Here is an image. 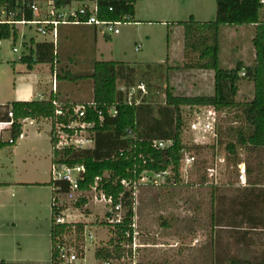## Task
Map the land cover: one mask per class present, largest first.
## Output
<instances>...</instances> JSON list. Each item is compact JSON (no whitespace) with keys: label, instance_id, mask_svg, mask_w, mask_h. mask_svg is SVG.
<instances>
[{"label":"rangeland","instance_id":"1","mask_svg":"<svg viewBox=\"0 0 264 264\" xmlns=\"http://www.w3.org/2000/svg\"><path fill=\"white\" fill-rule=\"evenodd\" d=\"M152 1L137 0V10L146 13L153 5ZM260 12L263 16L264 6ZM142 18L147 21L145 18L148 17ZM189 19L188 17L186 20ZM145 21L138 24H122L121 33L111 35L110 40L103 35L100 28L96 29L94 26L65 27L61 43L63 46L60 48L62 52L64 51V56L60 55L63 60L60 61L58 70L62 68L64 73L65 68L70 67L74 73L85 71L96 60L114 59L125 62L134 67L137 73L131 85L120 80L118 88L126 90L130 86L131 89L144 84L146 93L136 92L132 100L142 101L143 97L147 98L156 109L165 104L167 87L171 88L175 95L214 94L215 78L211 76L214 72L209 73L190 67L197 61L198 54L185 49L184 27L171 32L160 22ZM19 29L16 41L11 37L0 42L3 56L0 60V102L16 100L17 96L14 92L13 66L8 58L21 57L25 49V40L45 39L34 25H21ZM248 32L247 29L234 30L227 27L221 30V68H227L241 55H245V60H249L248 64L252 65L249 54L252 44ZM14 48H18L19 51L14 52ZM67 50H74L77 53L73 56V61L68 62L70 59ZM17 62L20 68L26 66L19 60ZM38 66L43 67L47 75H51L50 63H39ZM39 67L35 69L38 74ZM71 85L74 87L77 84ZM252 86L253 82L242 76L235 100L251 99ZM129 90H126L127 93ZM223 91L228 94V84L224 86ZM182 112L185 119L182 140L189 147H194L192 152L187 154H193L195 160L182 162L179 182H174V174L168 170L157 178L153 177L155 174L148 173L152 181L135 187L136 245L132 250L133 256L115 264H138L146 261L195 263L205 260L211 249L224 256L226 260L234 257L263 261L264 205H257L251 212L255 221L252 223L246 215L243 216V207L240 204V197L245 193L242 190L245 184L241 178L240 165L248 162L250 155L241 149L236 160L228 153L225 144L229 139L227 131L231 127L239 126L240 121H236L234 111H217L213 107H183ZM210 112L218 132L216 138L209 133L197 132L198 130L194 131L191 128L197 119L203 124L208 122ZM41 125L44 126V131L49 129L48 123L36 120L28 121L25 126L30 131ZM221 130L225 135L223 139L220 138ZM3 137L6 139L12 137L9 129L3 130ZM17 144L20 148L12 159L9 152L13 147L0 150V181L49 180L51 178L49 135L42 134L37 138H29L27 142L18 140ZM197 146L201 147L199 151L195 149ZM167 179H171V184H166ZM17 189L13 193L0 192V244L6 247L5 256H11L12 248L18 249L20 242L24 255L36 251L41 260H50L52 223L51 210L47 204L49 190L43 187ZM87 196L89 202L83 208H78L76 202L69 200L64 194L58 196V202L68 208L66 211L68 221L75 224L85 223L92 227L99 239L98 245H104L113 234L111 226L104 223L110 205L106 207L105 202H101L100 198L96 199L99 197L98 192L92 191L87 193ZM7 200H11V203ZM217 209H222L223 221L219 227L213 229L211 215ZM123 211L125 213V209ZM191 221L192 224H189ZM164 222L169 226H163ZM75 228L72 227L73 230ZM69 238L73 240L75 233ZM213 238L217 242H214ZM94 252L95 245L89 242L87 263L103 264V261H97Z\"/></svg>","mask_w":264,"mask_h":264},{"label":"trees","instance_id":"2","mask_svg":"<svg viewBox=\"0 0 264 264\" xmlns=\"http://www.w3.org/2000/svg\"><path fill=\"white\" fill-rule=\"evenodd\" d=\"M34 0H0V18L5 11L7 16L15 14L17 20H32L33 11L31 4ZM216 17L211 21H196L193 18L180 21L184 27L185 49L195 51L198 54L197 61L190 65L192 68L201 70H212L215 72V91L212 95L183 96L175 95L171 88H166L165 104L156 107L143 97V100H129L128 91L118 88V82L124 80L131 85L137 73L134 67L127 63L116 60H98L93 65L92 72L88 74H75L70 70L64 74L58 72L70 81L79 79H90L93 82V103L89 108L86 120L94 122V146L90 149H78L66 147L62 150H52L53 161L66 163L71 166H84L83 178L78 181L79 189L90 191L100 178L97 190L102 191L107 197H112L116 205L122 202L126 214L122 224L113 229L115 237L109 241L113 248L101 247L96 250V257L101 260L122 259L125 250L116 245V241L126 239L125 232L133 231L135 218V195L134 183L138 182L142 173L150 171L154 173L167 172L171 170L174 174V182L180 181L181 165L186 152H191L182 140L185 126L183 107H213L217 111H234L239 126L231 127L226 135V150L237 160L239 150H245L250 155L256 154V158L262 164L264 153V18L260 11L263 8L261 0H216ZM64 1H58L60 6ZM137 0H99L98 18L109 21H125L135 23ZM224 25L246 26L256 25V33L253 45L256 50V58L253 67H247L246 75L254 83L255 95L250 101H237L235 96L239 90V81L242 79L241 72L244 64L239 62L234 69L220 67V31ZM20 25L0 23V40L18 38ZM108 40L111 35H104ZM34 47L29 54L21 57L23 63L29 68L39 63H50L54 65L58 54L53 42L45 39L37 42L31 38ZM229 85L228 94L224 93V86ZM51 97L49 100L13 101L5 106L6 113L1 121H9L8 110L14 113V124L11 127V136L18 140L22 134V121L31 119H44L53 117L55 106ZM67 107L77 105L74 102H66ZM116 110V114L111 113ZM157 111V115H155ZM101 117L103 119L101 120ZM67 120V119H62ZM220 138H225L220 132ZM156 140H172V145L166 149L154 146ZM52 146L53 140L51 139ZM223 143V142H222ZM10 145L9 141L0 138V149ZM214 147V146H212ZM197 151L201 147H195ZM237 163V162H236ZM250 171V165L247 164ZM122 180L131 182L130 189L123 186ZM171 179H167L166 184ZM39 185L52 186L55 193H67L70 184L66 181L50 180L48 183ZM2 186V184H0ZM58 188V189H56ZM88 199L80 197L76 206L83 208ZM257 205L254 200L246 202L242 207L243 216L254 223L252 211ZM66 207H57L52 203L51 214V243L52 260L49 264H55L57 259L55 244L58 236L72 231L76 228L78 242L82 238L84 224L63 223L55 224V219ZM88 212V211H86ZM222 209L213 211L211 223L213 229L219 227L223 221ZM238 212V211H237ZM107 224V222H104ZM192 224V221L189 224ZM163 226H169L167 222ZM214 242H217L213 238ZM212 241V242H213ZM0 264H10L5 261ZM138 264H264L263 261L242 260L230 258L218 254L213 249L208 252L205 260L195 263L186 262H140Z\"/></svg>","mask_w":264,"mask_h":264},{"label":"built area","instance_id":"3","mask_svg":"<svg viewBox=\"0 0 264 264\" xmlns=\"http://www.w3.org/2000/svg\"><path fill=\"white\" fill-rule=\"evenodd\" d=\"M58 1H64L60 6H58ZM98 2L99 0H40L31 4V9L33 11L32 20H17L11 14L7 16L5 11L2 12L0 18V23H8L15 25H30L36 26V30L41 34L45 39L50 42H53L55 48L58 46L59 38V28L61 25H92L100 28L104 35H117L120 34V26L122 24H130V22L125 21H109L102 20L98 18ZM261 3L264 5V0H261ZM74 4H77L75 7ZM1 41V40H0ZM138 49V48H137ZM14 52H18V48L13 49ZM24 54L21 55V57ZM1 52V43H0V60L2 59ZM20 57V59H21ZM241 76L246 75V71L243 69L240 73ZM136 92L146 93V88L144 84H139L136 87H133L129 90V100L132 99L133 95ZM41 100H44L41 98ZM53 105L55 106V114L53 117L44 118L43 120L50 124V136L53 140V149L62 150L66 147H74L78 149H90L94 146V132L91 129L94 128L95 123L89 122L86 120L87 113L89 108L94 106L93 101L77 104L73 107H67L65 102H61L54 98L52 100ZM112 114H116L115 109H111ZM9 121L1 122L0 121V134L6 128H11L14 124V113L12 109L8 110ZM209 120L206 123H201L198 119L194 121L191 125V128L197 132L209 133L213 138L218 137V132L216 131L213 119H211L212 113H209ZM62 119H67L62 120ZM103 117H101V120ZM202 124V125H201ZM202 126V127H201ZM23 134L20 135L22 137ZM19 137V138H20ZM10 144L16 142L11 137L9 139ZM172 145V140H156L154 141V146L161 149H166ZM192 152V151H191ZM195 160L193 154L185 153L183 161L192 162ZM241 169V178L243 179V184H246V175L247 169L244 165H240ZM51 179L54 181H66L70 184V191L67 193H55L52 197V203L58 208L64 206L62 203L59 204L58 196L64 194L69 200L77 202L80 197H86L89 202V197L87 193L92 191L98 192L99 197L96 199L105 202L106 207L110 205L107 214L105 215V221L112 230L116 229L118 224H122L126 214V209L122 202L117 203L116 205L113 202L112 197H107L102 191L97 190V185L100 178H97L96 185L92 187L90 191H82L79 189L78 181L83 178L85 168L84 166L75 165L71 166L66 163L61 162H52L50 167ZM75 172L77 175H75ZM150 174H155L153 177L157 178L166 172L154 173L150 171H145L142 173L141 178L138 182L134 183V189L138 185L152 181ZM148 179V181H145ZM122 184L125 188L130 189L131 182L127 180H122ZM58 189V188H56ZM88 204V203H87ZM125 209V213L124 210ZM68 208L62 210L59 216L55 219V224L63 223H73V221H68L66 211ZM135 224H133V231L130 230L125 232L126 239L124 241H116V245H120L125 250V256L122 259H111V260H101L96 257V250L101 247L113 248V245H109V241L104 245H98V237L96 231L91 229L87 224L84 223V229L81 240L78 242L76 236V229L65 233L62 236H58L56 239L55 249L57 254V259L55 264H88L87 263V247L88 243L95 245V257L97 261H103V264H115L124 261L126 258L133 256L132 250L136 245V230L134 229ZM75 233V238L70 240L69 236ZM114 236V233L112 234ZM111 237V238H112ZM110 238V239H111ZM100 264V263H96ZM136 264V263H134Z\"/></svg>","mask_w":264,"mask_h":264},{"label":"crops","instance_id":"4","mask_svg":"<svg viewBox=\"0 0 264 264\" xmlns=\"http://www.w3.org/2000/svg\"><path fill=\"white\" fill-rule=\"evenodd\" d=\"M151 7H149L144 13V11H139L136 8L135 13V20L136 24L141 23L145 20L142 17H148L145 18L147 23L152 22H160L163 26H167V29L171 32L174 30H181L183 27L181 24H179L180 21H187L186 19L189 17L190 19L193 18L196 21H211L216 16V10H217V2L216 0H153ZM147 14V15H145ZM261 15V12H260ZM264 18V15L262 16ZM69 26H85L90 27L92 25H61L59 28V38H58V46L56 47V51L58 54V58L54 65H51L52 73L51 75H47L45 73V70L43 67H39L38 64H35L32 66V68L28 67L27 63H23L20 60V56L18 57H10L8 58L9 62H11L13 66V77H14V92H16L17 96L16 100L9 101L7 103L0 102V121L2 120V117L6 113L5 106L13 101H32V100H41L43 98L44 100H49L51 97H55L57 100L61 102H74L77 104L87 103L93 101V82L90 79H79L78 81H70L68 79H65L63 76H58V72H62V68L59 71L58 66L60 65V61L63 59L61 58V54L64 56V51L62 52V46L61 43L63 42V31L65 30V27ZM96 29H98L96 26H94ZM232 28L234 30H243L247 29L248 32V38L251 41V49L249 50L250 54V61L252 62V65L248 64L249 60H245V55L239 56L237 59H235L233 62H231L230 66L224 69H234L239 62H242L244 64V70L247 67H253L255 63L256 58V50L253 45V38L256 33V25H246V26H230V25H224L221 27V30L223 28ZM20 32V29H19ZM121 33V32H120ZM221 33V31H220ZM104 35V34H103ZM26 37V35L24 34ZM112 39V36H111ZM36 40V39H35ZM45 40V39H44ZM44 40H36L44 41ZM1 42V41H0ZM25 49L22 52V54H29L31 52V49L34 47V45L31 43V39L29 41L25 40ZM61 46V47H60ZM2 48V45H1ZM61 48V49H60ZM67 55L70 60L68 62L73 61V56L77 53L74 50H67ZM220 57V56H219ZM25 64L26 66H23L22 68L17 65V61ZM114 60V59H112ZM98 61V60H96ZM117 61V60H116ZM92 64L90 67L87 68L85 71H78L75 74H88L92 72L93 70ZM39 67L40 74L36 73L35 69ZM66 70H70V67L65 68ZM201 70V69H200ZM207 71L210 73L212 70H202ZM214 72V71H213ZM74 73V72H73ZM213 78H215V72L214 75H211ZM252 81V80H251ZM253 82V81H252ZM77 84L74 87L71 84ZM19 85V87H17ZM239 91V90H238ZM252 95L251 99L244 100V101H250L254 98L255 95V88L254 83L252 86ZM141 93V92H140ZM204 95H212L211 94H204ZM143 96V94H142ZM30 120H36L37 122H45L43 119L37 120V119H31L27 118L23 120L22 123V134L23 136L20 137L18 140L20 142H27L29 138H37L40 137L42 134L49 135L50 143H51V164L53 159V146L51 142V136H50V124L48 130H43V125L40 127H37L36 129H31L30 131L26 129V124ZM6 122V121H1ZM9 129L11 132V128ZM5 130V129H4ZM0 138H2L5 141H9V139H6L3 137V131L0 134ZM13 144H10L0 150L6 149L9 146L13 147L12 150L9 152L10 159L12 157H15L20 145L17 144V141ZM250 155V154H249ZM14 163V161L12 160ZM242 165L246 166L247 164L250 165V171L247 170L246 175V181L247 183L242 187L245 191L244 194L240 197V204L243 206L246 202L254 200L256 205H264V153L262 157V164H260L256 158V154H252L249 157V161L244 163H241ZM3 167L4 164H2ZM51 167V166H50ZM51 180H31V181H10V180H4L0 181V192H8L13 193L14 191L18 190V187H27V188H35L38 189L40 187L46 188L49 190V193L47 195V204L49 205V208L51 210L52 214V197H53V190L54 188L52 186L47 185H39L38 183H48ZM34 189V190H35ZM30 190V189H26ZM11 203V200H7ZM7 205V204H6ZM52 244V243H51ZM18 249L12 248L11 256H5L6 255V247L3 244H0V262L5 261L10 264H49L52 260V250L50 255V260H41L39 254L36 252L29 253L27 255H24L23 248L18 242ZM52 249V248H51Z\"/></svg>","mask_w":264,"mask_h":264}]
</instances>
